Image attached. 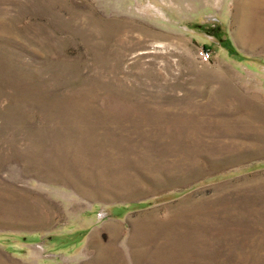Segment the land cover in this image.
<instances>
[{
	"label": "rangeland",
	"instance_id": "obj_1",
	"mask_svg": "<svg viewBox=\"0 0 264 264\" xmlns=\"http://www.w3.org/2000/svg\"><path fill=\"white\" fill-rule=\"evenodd\" d=\"M0 264H264V0H0Z\"/></svg>",
	"mask_w": 264,
	"mask_h": 264
},
{
	"label": "built area",
	"instance_id": "obj_2",
	"mask_svg": "<svg viewBox=\"0 0 264 264\" xmlns=\"http://www.w3.org/2000/svg\"><path fill=\"white\" fill-rule=\"evenodd\" d=\"M199 59L202 63H208L211 60V52L208 49L199 51Z\"/></svg>",
	"mask_w": 264,
	"mask_h": 264
},
{
	"label": "bare ground",
	"instance_id": "obj_3",
	"mask_svg": "<svg viewBox=\"0 0 264 264\" xmlns=\"http://www.w3.org/2000/svg\"><path fill=\"white\" fill-rule=\"evenodd\" d=\"M246 24V23H245ZM248 33V27L247 26H244V28L242 29L241 31V36H244Z\"/></svg>",
	"mask_w": 264,
	"mask_h": 264
}]
</instances>
